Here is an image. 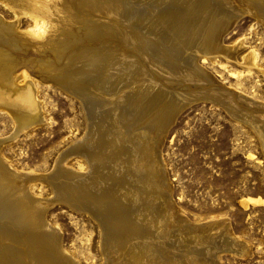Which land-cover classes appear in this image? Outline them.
<instances>
[{
    "label": "rangeland",
    "instance_id": "obj_1",
    "mask_svg": "<svg viewBox=\"0 0 264 264\" xmlns=\"http://www.w3.org/2000/svg\"><path fill=\"white\" fill-rule=\"evenodd\" d=\"M10 1L0 0V17L8 23H17L18 32L32 41L20 47L11 46L14 44L10 45L0 35V54L11 51L15 59L7 61V65L1 62L8 68H1L0 81L7 86L29 81L41 117L16 133L14 118L0 106V140L7 139L0 146V157L12 170L34 176L27 183L30 194L44 207L46 227L57 229L58 246L68 261L72 259L69 263L264 264V0H99L100 4L94 3L95 0H52L53 14L47 15L46 21L54 24L44 33L33 29L32 7L14 6ZM11 7H17V12ZM205 7L213 15V24L219 26L223 51L212 53L216 55L215 61L192 56L191 61L202 71L197 72L187 62L189 53L196 50L183 43L187 25L201 18ZM42 17L46 19L45 14ZM88 29H95V34L90 35V31L88 34ZM49 36L57 38L48 42ZM73 36L80 41L73 40ZM35 42L40 45L36 47ZM91 47L96 48V61L100 63L85 78L87 84L82 83L85 88L79 83L82 91L75 93L53 80L60 67V70L72 67L70 62L74 59L66 60V54L79 58V52ZM63 64L66 65L62 67ZM9 75L19 78L11 84ZM168 104L176 109L167 114ZM131 111H139V141L147 147L153 141L154 151L148 158L156 156L157 160L156 172L143 169L135 172L142 176L140 189L123 183L129 174L134 175L128 163L121 172H116L108 165L110 162L99 156L92 162L97 167L91 166L80 149L67 156L64 153L87 137L93 118L104 116L103 119L118 121L120 113ZM145 128L147 134L142 133ZM57 165L74 174L84 172L93 182L103 172L107 182L99 191L86 189L80 196L82 202L66 203L56 197L49 177L45 178ZM126 189L136 190L137 202L122 197ZM109 195L114 198L115 206L108 208L103 200ZM128 205L134 206V210L128 211ZM138 240L148 242L151 251L130 246L113 251L108 246L110 241L129 244Z\"/></svg>",
    "mask_w": 264,
    "mask_h": 264
},
{
    "label": "bare ground",
    "instance_id": "obj_2",
    "mask_svg": "<svg viewBox=\"0 0 264 264\" xmlns=\"http://www.w3.org/2000/svg\"><path fill=\"white\" fill-rule=\"evenodd\" d=\"M51 1L52 0H11L10 2L11 5L14 4L17 6H26L29 5L32 7V12L30 15L32 17L33 21V29L39 31L40 33H44L46 29H50L51 25L54 24V20L51 22H48L47 15H52V7H51ZM76 1V0H75ZM82 1V0H80ZM111 0H108V2ZM118 1V0H117ZM131 1V0H130ZM133 1V0H132ZM175 1V0H174ZM252 1V0H251ZM254 1V0H253ZM252 1V2H253ZM63 2V1H62ZM78 2V1H77ZM90 2V0H89ZM94 3H99L101 1H93ZM92 2V3H93ZM105 2V1H103ZM113 2V1H112ZM255 2V1H254ZM64 3V2H63ZM82 3V2H81ZM150 3V2H148ZM158 3V2H157ZM161 3V2H160ZM74 4V3H72ZM76 4V2H75ZM79 4V3H78ZM90 4V3H89ZM100 4V3H99ZM136 4V3H135ZM134 4V5H135ZM154 4V3H153ZM163 4V3H162ZM192 4V3H191ZM208 4V3H207ZM206 4V5H207ZM258 4V3H257ZM263 4V3H262ZM8 5V4H7ZM56 6V4H54ZM53 5V6H54ZM63 7V4H61ZM60 5V6H61ZM66 5V4H65ZM69 5V2H68ZM82 5V4H80ZM84 5V4H83ZM114 5V4H113ZM252 5V4H251ZM259 5V4H258ZM98 6V5H97ZM104 6V5H103ZM106 6V5H105ZM104 6V7H105ZM208 6V5H207ZM260 6V5H259ZM58 7V5L56 6ZM61 7V8H62ZM69 7V6H68ZM84 7V6H82ZM108 7V6H107ZM116 7V6H113ZM151 7V6H149ZM262 7V6H261ZM13 8V11L15 10L17 12V7H11ZM70 8V7H69ZM86 8V7H85ZM88 8V7H87ZM95 8V7H94ZM99 8V7H98ZM117 8V7H116ZM127 8V7H126ZM214 8V6H213ZM239 8V7H238ZM250 8V7H249ZM76 9V8H75ZM84 9V8H83ZM113 9V8H112ZM128 9V8H127ZM253 9L256 10V8L253 7ZM19 10V9H18ZM64 10V9H62ZM72 11L74 9H71ZM89 10V9H88ZM98 10V9H97ZM120 10V9H119ZM136 10V9H135ZM165 10V9H164ZM209 7L203 8V16L201 18H197L196 21H194L193 24L187 25L186 29V38L184 39V45L186 47L192 48L193 50L198 51L199 54H197L196 51L191 54L189 53V59L188 63L191 64L193 67L192 70L195 71H200L201 68L196 67L194 62L191 61L192 56L200 55L202 59L204 58H211L214 60L215 54L212 55V53H217V52H222L223 48H221L220 43H219V32L218 31V25L215 23L213 24L214 18L209 14ZM29 11V10H28ZM56 11V10H55ZM65 11V10H64ZM67 11V9H66ZM69 11V10H68ZM75 11V10H74ZM80 11V10H78ZM100 11V9H99ZM149 11V10H148ZM261 11V10H260ZM77 12V9H76ZM130 12V11H129ZM127 12V14L129 13ZM20 14V12H18ZM40 13H43V15H46L45 17H42L41 15L39 16ZM63 13V12H62ZM84 13V11H83ZM148 13V12H147ZM18 14V15H19ZM23 14V13H22ZM58 13L54 14L57 15ZM61 14V13H60ZM68 14V13H66ZM70 14V13H69ZM73 14V13H72ZM75 14V12H74ZM116 14V13H115ZM201 14V13H200ZM237 15V14H236ZM59 16V15H57ZM63 16V15H62ZM68 16V15H67ZM72 16V15H71ZM77 16V15H74ZM73 16V17H74ZM84 16V15H83ZM86 16V15H85ZM118 16V15H116ZM161 16V15H160ZM61 17V16H59ZM69 17V16H68ZM78 17V16H77ZM107 17V16H106ZM110 17V16H108ZM129 17V16H128ZM157 17V16H156ZM215 17V15H214ZM222 17V16H221ZM50 19V17H48ZM58 18V17H57ZM56 18V19H57ZM83 18V17H81ZM80 18V19H81ZM86 18V17H85ZM101 18V17H100ZM112 18V17H111ZM110 18V19H111ZM116 18V17H115ZM152 18V17H151ZM155 18V17H154ZM163 18V17H162ZM55 19V18H54ZM59 19V18H58ZM75 19V18H74ZM104 19V18H103ZM109 20V18H107ZM123 19V18H122ZM193 20V19H192ZM195 20V19H194ZM31 21V22H32ZM56 21V20H55ZM59 20H57L58 22ZM63 21V20H61ZM79 21V18H78ZM84 21V20H83ZM86 21V20H85ZM88 21V20H87ZM86 21V22H87ZM56 22V23H57ZM66 22V20L64 21ZM77 22V21H76ZM80 22V21H79ZM109 22V21H107ZM113 22V21H112ZM115 22V21H114ZM127 22V21H126ZM193 22V21H192ZM71 23V22H70ZM75 23V22H74ZM110 23V22H109ZM158 23V22H157ZM27 24V23H26ZM60 24V23H59ZM80 24V23H79ZM87 24V23H85ZM105 24V23H104ZM123 24V23H122ZM128 24V23H125ZM156 24V23H155ZM63 25H65L63 23ZM67 25V24H66ZM70 25V24H69ZM75 25V24H74ZM73 25V26H74ZM90 25V23H89ZM98 25V24H97ZM119 25V24H118ZM55 26V25H54ZM53 26V28H54ZM79 26V25H77ZM88 25H86L87 28ZM105 26V25H104ZM110 26V25H109ZM131 26V25H130ZM70 26H68L69 29ZM76 27V26H75ZM84 27V26H81ZM91 27V26H89ZM88 27V28H89ZM128 27V26H127ZM59 28V26H58ZM62 28V27H60ZM67 28V27H66ZM80 28V27H79ZM78 28V29H79ZM95 28V27H94ZM100 28V27H99ZM107 28V27H106ZM221 28V27H220ZM77 29V28H76ZM75 29V30H76ZM84 29V28H83ZM127 29V28H126ZM125 29V30H126ZM130 29V28H129ZM61 30V29H60ZM65 30V29H64ZM67 30V29H66ZM70 30V29H69ZM74 30V31H75ZM87 30V29H86ZM91 30V29H90ZM88 29V34L89 31ZM95 30V29H94ZM94 30L90 31L91 34H95ZM102 30V29H101ZM123 30V29H122ZM146 30V29H145ZM185 30V29H184ZM50 31V30H49ZM59 31V30H57ZM79 31V30H78ZM134 31V30H133ZM132 31V32H133ZM136 31V30H135ZM182 31V30H181ZM28 32V31H27ZM48 32V31H47ZM60 32V31H59ZM66 32V31H65ZM64 32V33H65ZM69 32V31H68ZM72 32V31H71ZM70 32V33H71ZM82 32V31H81ZM102 32V31H101ZM53 33V32H52ZM84 33V32H83ZM86 33V32H85ZM123 33V32H122ZM141 33V32H140ZM49 34V33H48ZM58 34V33H57ZM78 34V32H77ZM180 34V33H179ZM0 35L6 37V40L14 45L11 46H21V44H27L28 41H32L30 38L26 37L24 33H19L17 30V23H8L4 21L0 17ZM41 35V34H40ZM44 35V34H42ZM41 35V36H42ZM50 35V34H49ZM60 35V34H59ZM64 35V34H63ZM70 35V34H69ZM80 35V34H79ZM83 35V34H82ZM102 35H104L102 33ZM101 35V36H102ZM106 35V34H105ZM166 35V34H165ZM171 35V34H170ZM174 35V34H173ZM84 36V35H83ZM96 36V35H95ZM100 36V34H99ZM45 37V36H44ZM56 37V36H55ZM55 37L49 36L48 42H52ZM69 37V36H68ZM75 37V36H73ZM86 38V36H84ZM89 37V36H88ZM92 37V36H91ZM97 37V36H96ZM107 37V36H106ZM109 37V36H108ZM172 37V36H171ZM175 37V36H174ZM173 37V38H174ZM183 37V36H182ZM35 38V37H34ZM46 38V37H45ZM44 38V39H45ZM57 38V37H56ZM70 38V37H69ZM78 37H75L76 40ZM90 38V37H89ZM88 38V39H89ZM2 39V38H1ZM38 39V38H36ZM34 39V41L36 40ZM51 39V41H50ZM59 39V37H58ZM87 39V40H88ZM107 39V38H106ZM128 39V38H127ZM18 40V41H17ZM39 40V39H38ZM60 40H63L62 38ZM79 40V38H78ZM82 40V38H81ZM90 40V39H89ZM1 41V40H0ZM6 41V45H7ZM29 41V42H30ZM70 41V39H69ZM80 41V40H79ZM83 41V40H82ZM178 41V40H177ZM176 41V42H177ZM2 42V41H1ZM5 42V41H4ZM47 42V43H48ZM144 42V41H143ZM36 43V42H35ZM39 43V42H38ZM59 43V41H58ZM63 43V42H61ZM71 43V42H70ZM43 44V43H42ZM41 44V45H42ZM73 44V42L71 43ZM90 44V43H89ZM122 44V43H121ZM168 44V43H167ZM35 46L38 45L37 43L34 44ZM40 45V44H39ZM38 45V46H39ZM70 45V44H69ZM87 45V44H86ZM91 45V44H90ZM4 46V45H2ZM9 45H7L8 47ZM10 48L12 49V47ZM19 46V47H20ZM52 46V45H51ZM54 46V45H53ZM57 46V45H56ZM167 46V45H166ZM37 47V46H36ZM45 47V46H44ZM58 47V46H57ZM61 47V46H60ZM69 46H67L68 48ZM71 47V46H70ZM89 47V46H88ZM96 47V46H95ZM103 47V46H102ZM162 47V46H161ZM176 47V46H175ZM174 47V48H175ZM179 47V46H178ZM41 48V46L39 47ZM47 48V47H46ZM54 48V47H53ZM92 48V47H91ZM10 49V50H11ZM59 49V48H58ZM179 49V48H178ZM182 49V48H181ZM1 50V49H0ZM61 49H59L60 51ZM63 50V49H62ZM70 50V49H69ZM174 49H172L173 51ZM54 51V50H53ZM58 51V50H57ZM56 51V52H57ZM64 51V50H63ZM74 51V50H73ZM76 51V50H75ZM78 51V50H77ZM100 51H102L100 49ZM2 52V51H1ZM11 51H7V53L1 55L0 54V70L1 68H8L7 66H4L3 64L7 65V61L11 62L12 60L14 61V56L10 53ZM52 52V51H51ZM55 52V53H56ZM62 52V51H61ZM170 52V51H169ZM176 52V51H175ZM182 52V51H180ZM187 52V51H186ZM54 53V52H53ZM59 53V52H57ZM80 57H73V56H67L66 57L70 63H72V67H67L63 68L62 70L61 67L59 68L60 71L54 78L53 80L63 87L74 91L75 93H78L82 91V88H79L78 85L81 83V85L84 87L85 85L82 83H86L84 80L87 78V75L91 73V71H94L92 67H97V63H100V61H96V56L98 54L96 53V48L88 49L86 51L79 52ZM177 53V52H176ZM185 53V52H184ZM27 54V53H25ZM60 54V53H59ZM63 54V53H62ZM64 54V56H65ZM173 54V52H172ZM179 54V52H178ZM38 55V54H37ZM75 55V54H74ZM103 55V54H102ZM168 55V54H167ZM18 56V55H17ZM23 56V55H22ZM41 56V55H40ZM59 56V55H58ZM57 56V57H58ZM76 56V55H75ZM78 56V55H77ZM169 56V55H168ZM197 56V57H198ZM184 57V56H183ZM38 58V57H37ZM60 58V57H59ZM63 58V57H62ZM250 58V57H249ZM18 59V58H17ZM40 59V58H39ZM57 59V58H56ZM64 59V60H65ZM79 59V60H75ZM166 59V58H165ZM25 60V59H24ZM2 61L3 64L1 63ZM59 61V60H58ZM63 61V60H62ZM61 61V62H62ZM170 61V59H169ZM172 61V59H171ZM215 61V60H214ZM248 61V60H247ZM24 62V61H23ZM66 62V61H65ZM102 62V61H101ZM22 63V62H21ZM116 64L118 62H115ZM198 63V62H197ZM10 64V63H9ZM58 64V63H56ZM134 64V63H133ZM181 64V63H179ZM14 65V64H13ZM12 65V66H13ZM16 65V64H15ZM63 64L62 67H64ZM114 65V63H113ZM38 66V65H37ZM43 66V65H42ZM83 66V67H82ZM86 66V68L84 67ZM88 66V67H87ZM115 66V65H114ZM132 66V65H131ZM14 67V66H13ZM120 67V66H119ZM164 67V66H163ZM133 68V67H132ZM41 69V68H40ZM84 69V70H83ZM90 69V70H89ZM98 69V68H97ZM104 69V68H102ZM108 69V68H107ZM110 69V67H109ZM88 70V71H86ZM111 70V69H110ZM114 70V68H113ZM37 71V70H36ZM41 71V70H39ZM100 71L96 70V73ZM129 71V70H128ZM191 71V70H190ZM13 72V71H12ZM16 72V71H15ZM80 72V73H79ZM95 72V71H94ZM103 72V70L101 71ZM122 72V71H121ZM130 72V71H129ZM159 72V71H158ZM173 72V71H172ZM202 72V71H200ZM1 73V72H0ZM125 73V72H124ZM126 74V73H125ZM81 77H80V76ZM90 75V74H89ZM93 76V73L91 74ZM108 75V74H106ZM202 75V74H201ZM96 76V75H95ZM119 76V75H118ZM130 76V74H129ZM200 76V75H199ZM3 77V76H2ZM72 78V80L70 79ZM83 77V79H81ZM131 77V76H130ZM167 77V76H166ZM202 77V76H201ZM200 77V78H201ZM9 81L11 84H13L18 78V75H15L14 77L9 75ZM52 78V77H51ZM80 78V79H79ZM90 78V77H89ZM93 78V77H92ZM96 78V77H95ZM94 78V79H95ZM100 78V76H99ZM108 78V77H106ZM168 78V77H167ZM170 78V77H169ZM102 78H100L101 80ZM199 79V78H198ZM93 80V79H92ZM99 80V79H98ZM99 80V81H100ZM104 80V78H103ZM179 80V79H178ZM91 81V80H90ZM95 81V80H94ZM93 81V82H94ZM99 81L97 82L99 84ZM109 81V80H108ZM164 81V80H162ZM181 81V80H180ZM200 81V80H199ZM112 82V81H111ZM7 82V84H10ZM92 83V82H91ZM110 83V81H109ZM188 83V82H187ZM76 84V85H75ZM87 84V83H86ZM90 84V83H89ZM96 84V83H95ZM97 84V85H98ZM149 84V83H148ZM169 84V82H168ZM186 84V83H184ZM75 85V86H74ZM100 85V84H99ZM145 85V84H143ZM171 85V84H170ZM190 85V84H189ZM204 85V84H202ZM213 85V84H212ZM216 85V84H215ZM77 86V87H76ZM88 86V85H86ZM92 86V85H91ZM95 86V85H94ZM162 86V85H161ZM165 86V84H164ZM207 86V85H206ZM99 87V86H98ZM141 87V86H140ZM153 87V86H152ZM176 87V86H175ZM211 88V86H209ZM85 88V87H84ZM93 88V87H92ZM95 88V87H94ZM156 88V87H155ZM154 88V89H155ZM181 88V87H180ZM190 88V87H189ZM208 88V87H206ZM96 89H99L96 87ZM119 89V88H118ZM141 89V88H140ZM157 89V88H156ZM85 90V89H84ZM89 90V89H88ZM123 90V89H122ZM133 90V89H132ZM180 90V89H179ZM78 91V92H77ZM201 91V90H200ZM199 91V92H200ZM85 92V91H84ZM153 92V91H152ZM165 92V91H164ZM159 93V92H158ZM83 94V93H82ZM146 94V93H145ZM172 94V93H171ZM186 94V93H185ZM191 94V93H190ZM161 95V94H160ZM176 95V94H175ZM166 96V95H165ZM189 96V95H188ZM204 96V95H203ZM225 96V95H224ZM83 97V96H82ZM145 97V96H144ZM205 97V96H204ZM208 97V96H207ZM206 97V98H207ZM81 98V97H80ZM126 98V97H125ZM124 98V99H125ZM157 98V97H156ZM160 98V97H159ZM175 98V97H174ZM214 98V97H213ZM212 98V99H213ZM130 99V98H129ZM209 99V98H208ZM92 100V99H91ZM89 101V100H88ZM128 101V100H127ZM176 101V100H175ZM216 101V100H215ZM137 102V101H136ZM95 103V102H94ZM144 104V103H143ZM89 105V104H88ZM96 105V103L94 104ZM129 105V104H128ZM0 106L2 108L8 110L9 114L12 115V117L15 120V126H16V133L19 132L22 129H25L28 125L37 123L40 120V109L38 102L35 99L34 96V90L31 85V83L25 82L22 85L19 86H10V85H2L0 81ZM97 106V105H96ZM121 106V105H120ZM124 106V105H123ZM137 106V105H136ZM144 106V105H143ZM180 106V105H179ZM41 107V106H40ZM98 107V106H97ZM145 107V106H144ZM143 107V108H144ZM121 108V107H119ZM137 108V107H136ZM146 108V107H145ZM153 108V107H152ZM125 109V108H124ZM168 112L173 111L176 109L172 104L167 105ZM139 110V108H138ZM92 111V110H91ZM121 111V109H120ZM155 112V111H154ZM98 113V112H97ZM149 113V112H148ZM103 114V113H102ZM157 114V113H156ZM166 114V115H167ZM10 115V117H11ZM166 115L162 117L161 120H163ZM101 116V115H100ZM109 116H111L109 114ZM118 116V115H117ZM141 116V115H140ZM147 116V114H146ZM11 117V118H12ZM104 117V116H103ZM103 117H98V118H93L94 120L91 121V125H89V131L87 134V137L84 138L83 140L77 142L76 144L72 145L68 150H66L64 153L66 154H71V153H76L78 149L82 151V156L87 157V160L89 159L91 162V166L95 165L92 162H95L96 156H99L103 158L104 162L109 163L111 167H114V170L116 172H121L122 168L126 167V164L128 163L129 166L131 165L133 168V174H129L128 178H124L123 183L126 185H130V187H138L139 188V177L137 174L135 175V172H141L139 169L146 170L147 172L149 171L150 173H154L155 171V162L156 156H154L155 159L148 158L149 154L151 151H154L152 149L153 141L150 143V148L147 147V145H144L143 142L140 140L139 141V111H131V112H125V113H120L118 121L112 118L111 120H108V118ZM145 117V115H144ZM143 117V118H144ZM110 118V117H109ZM142 118V117H141ZM44 119V117H43ZM148 123V122H147ZM160 123V122H159ZM152 124V123H151ZM147 125V124H146ZM145 125V126H146ZM149 125V124H148ZM144 125H142L143 127ZM120 129H117V128ZM152 127V126H151ZM146 129V130H145ZM142 129L144 130L142 133L147 134V128ZM151 129V128H150ZM150 131V130H149ZM100 132V135H99ZM155 132V131H154ZM15 133V134H16ZM12 135V137L15 136ZM97 134L99 136H97ZM96 135V136H95ZM11 136V135H10ZM103 136V137H101ZM141 137V136H140ZM8 138V137H7ZM142 138V137H141ZM159 138V137H158ZM9 139V138H8ZM7 139L1 138L0 140V146L1 144ZM142 144V145H141ZM79 153V151H78ZM81 153V152H80ZM80 156V155H79ZM107 156H109V161L107 159ZM86 159V158H84ZM5 160L3 161V158L0 157V264H26L25 258L30 261L29 264H70L67 259V255L65 256L60 250L58 246V239H59V234L57 229L54 227H46V223L43 219V206L40 204V200L36 199L35 197L31 196L30 194V187L28 188V184L30 182V179L34 178L33 175L29 173H20L16 172L15 170H12L7 166L5 163ZM102 163V162H101ZM106 163V164H107ZM124 163V164H123ZM9 165V164H8ZM99 165V164H98ZM102 165V164H101ZM107 165V166H108ZM96 166V165H95ZM106 166V165H103ZM97 167V166H96ZM98 168H104V167H98ZM109 168V167H108ZM131 168V167H129ZM127 170V169H126ZM98 171V170H97ZM112 173L113 170L111 169ZM79 172V171H78ZM128 172V170L126 171ZM47 173V172H46ZM84 172H80L78 174H74L73 172H70L68 170H63L61 169L60 165H57V167L51 172L48 176H45V178L49 177V182L51 183V186L53 188V192L55 193L56 197L58 198H63L65 202L72 204V203H78V201L82 202L80 200V196L84 195L86 192V189L90 190L91 188L97 191L100 189H103L101 187L105 186L106 181V176L103 174L98 175L96 178V182L89 181V179ZM92 173V172H90ZM100 172H98L99 174ZM106 173V172H105ZM115 173V172H114ZM124 173V172H122ZM149 173V174H150ZM107 174V173H106ZM116 174V173H115ZM127 174V173H126ZM39 175V174H37ZM77 175H79L77 177ZM92 175V174H91ZM95 175V174H94ZM110 175V174H109ZM140 175V174H139ZM115 176V175H114ZM124 176V175H122ZM41 177V176H40ZM77 177V178H76ZM159 177V176H158ZM38 178V177H37ZM42 178V177H41ZM44 178V177H43ZM111 178V177H110ZM114 178V177H113ZM116 178V177H115ZM118 178V177H117ZM142 178V176L140 177ZM40 179V178H38ZM34 180V179H33ZM32 180V181H33ZM48 180V179H45ZM123 180V179H121ZM128 180V181H127ZM144 180H146L144 178ZM142 180V181H144ZM35 181V180H34ZM109 181V180H108ZM127 181V182H126ZM41 182V181H40ZM45 182V181H44ZM112 182V181H111ZM31 183V182H30ZM35 183V182H34ZM38 183V182H37ZM33 184V182H32ZM47 184V183H46ZM123 184V185H124ZM142 184V182L140 183ZM149 184V183H148ZM107 185V184H106ZM122 186V185H121ZM120 186V187H121ZM107 187V186H106ZM119 187V186H117ZM129 187V188H130ZM152 187V186H151ZM155 188V187H154ZM51 189V188H50ZM92 189V190H93ZM123 189V186L121 187ZM137 189V188H136ZM140 189V188H139ZM52 191V189H51ZM93 191V192H94ZM120 191V190H119ZM104 192V191H102ZM101 192V193H102ZM118 192V191H117ZM122 192V191H121ZM90 193V192H89ZM100 193V194H101ZM142 193V192H141ZM39 194V193H38ZM92 194V193H91ZM97 194V193H96ZM118 194V193H116ZM143 194V193H142ZM54 195V197H55ZM88 194H86L87 196ZM141 195V194H140ZM35 196V195H34ZM94 196V195H93ZM119 196V195H118ZM132 199L133 203L139 199L138 193H136V190H128L126 189L122 195V197ZM90 197V196H89ZM40 198V197H39ZM88 198V196L86 197ZM56 199V198H55ZM91 199V198H90ZM102 199V198H101ZM122 199V198H121ZM124 199V198H123ZM58 200V199H57ZM61 201V200H60ZM95 201V200H94ZM106 202V206L109 208L110 206L114 205V198L112 196H106V200H103ZM128 201V200H127ZM144 201V200H143ZM157 201V200H156ZM118 202V200H117ZM124 202V201H123ZM96 203V201L94 202ZM92 203L93 205H95ZM117 204V203H116ZM130 204V203H128ZM147 204V203H146ZM45 205V204H44ZM76 205V204H75ZM91 205V204H90ZM100 204H97V207ZM71 206V205H70ZM77 206L81 207L80 204ZM102 206V205H100ZM115 206V205H114ZM124 206V205H122ZM92 207V206H91ZM104 207V206H103ZM119 208V207H118ZM151 208V207H150ZM94 209V208H93ZM111 209V208H110ZM153 208H151L152 210ZM83 210V209H82ZM96 210V209H94ZM98 210V209H97ZM107 210V208L105 209ZM114 211V209H112ZM128 211L134 210V206H129L127 207ZM85 211V210H84ZM89 211V210H88ZM97 212V211H96ZM103 213V212H100ZM113 213V212H111ZM93 214V213H90ZM89 214V215H90ZM96 214V213H94ZM99 214V212L97 213ZM96 214V215H97ZM108 214V213H107ZM115 214V213H114ZM126 214V212H125ZM131 215V214H130ZM137 215V214H136ZM125 216V215H124ZM132 216V215H131ZM154 216V215H153ZM98 217V216H97ZM107 217V216H106ZM111 217V216H110ZM141 217V216H139ZM122 218V217H121ZM101 219V218H100ZM111 220L110 218H108ZM113 219V218H112ZM142 219V218H141ZM151 219V218H150ZM153 219V218H152ZM189 220V219H188ZM100 221V220H99ZM116 221V219L112 220ZM103 222V221H101ZM111 222V221H110ZM136 222V221H135ZM143 222V221H142ZM214 222V221H213ZM224 222V221H223ZM115 223V222H114ZM124 223V222H123ZM146 223V222H145ZM102 224V223H101ZM110 224V223H109ZM113 224V223H112ZM120 224V223H119ZM118 224V225H119ZM129 224V223H128ZM127 224V225H128ZM108 225V224H107ZM131 225V224H129ZM146 226V225H145ZM144 226V227H145ZM103 227V226H102ZM101 227V228H102ZM108 227V226H107ZM139 227V226H138ZM143 227V228H144ZM105 228V227H104ZM111 228V227H110ZM109 228V229H110ZM107 229V228H106ZM145 229V228H144ZM115 230V229H114ZM139 230V229H138ZM190 231V230H189ZM148 232V231H146ZM109 233V232H108ZM107 233V234H108ZM124 233V232H123ZM134 233V232H133ZM140 233V232H139ZM106 234V232H105ZM116 234V233H115ZM109 235V234H108ZM232 235V234H231ZM107 236V235H106ZM111 236V235H110ZM130 235H127V237ZM112 237V236H111ZM132 237V236H131ZM137 237V236H136ZM167 237V236H166ZM114 238V236H113ZM125 238V237H123ZM147 238V237H146ZM126 239V238H125ZM138 239V238H137ZM118 240V239H117ZM131 240V239H130ZM142 243V242H135L131 241L129 244L125 241H120L118 243L114 241H110L109 247L113 249V251H116L118 248H125L127 246L132 247V249H142L146 250V252L151 251V246L149 244ZM103 245V243H101ZM106 246V245H105ZM104 246V247H105ZM105 248H109V247ZM101 247V248H104ZM194 247V246H193ZM62 248V247H61ZM217 249V248H216ZM103 250V249H102ZM106 250V249H105ZM204 250V249H203ZM67 251V250H66ZM143 251V252H144ZM137 252V251H136ZM142 253V252H141ZM137 254V253H136ZM144 254V253H143ZM71 256V255H70ZM142 256V255H141ZM70 258V257H69ZM73 258V257H72ZM120 258V257H119ZM118 258V261H119ZM75 259V258H74ZM140 259V258H139ZM195 259V258H194ZM122 260V259H121ZM27 261V264H28ZM117 261V260H116ZM117 261V262H118ZM143 261V258H142ZM141 261V262H142ZM115 262V261H114ZM76 263V262H75ZM107 264V263H106Z\"/></svg>",
    "mask_w": 264,
    "mask_h": 264
}]
</instances>
